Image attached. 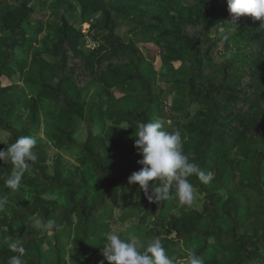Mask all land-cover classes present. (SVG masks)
Returning a JSON list of instances; mask_svg holds the SVG:
<instances>
[{
	"label": "trees",
	"instance_id": "1",
	"mask_svg": "<svg viewBox=\"0 0 264 264\" xmlns=\"http://www.w3.org/2000/svg\"><path fill=\"white\" fill-rule=\"evenodd\" d=\"M230 23L227 0H0V150L37 139L18 191L5 184L11 162L0 161V264L17 254L12 242L25 249L22 264H108L97 259L106 234L149 209L146 241L158 237L175 264L188 250L203 264H264V27L250 16ZM129 25L160 50V70L120 34ZM158 119L214 174L189 178L201 208L172 189L150 203L128 184L142 167L137 126ZM50 147L75 164L57 157L51 170ZM38 219L57 227L45 232Z\"/></svg>",
	"mask_w": 264,
	"mask_h": 264
},
{
	"label": "clouds",
	"instance_id": "2",
	"mask_svg": "<svg viewBox=\"0 0 264 264\" xmlns=\"http://www.w3.org/2000/svg\"><path fill=\"white\" fill-rule=\"evenodd\" d=\"M227 9L232 19L230 25H235L241 17L250 16L261 21V27H264V0H227ZM223 39L227 40L228 37L224 36ZM95 47L96 44L93 48ZM183 142L181 130H165L162 120L138 124L134 146L137 154L143 157L137 161L142 167L129 176L128 184L139 185L150 203L157 204L169 199L172 189L181 205H191L195 198V189L189 178L196 176L205 184L213 179L214 174L211 171L205 172L197 163L191 161L190 155L183 150ZM36 144L37 139L34 136H21L6 149L0 150V161L12 164L5 184L13 191L22 187L24 174L31 167L30 162L37 159L34 152ZM3 203L0 200V208ZM35 227L48 232L56 229L57 224L53 219H38ZM9 248L17 254L10 257L8 264H22L25 249L18 242L10 243ZM101 254L108 264H175V259L167 255L158 237L144 243L135 234L122 238L116 231L106 234ZM185 264H203V260L194 251L188 250Z\"/></svg>",
	"mask_w": 264,
	"mask_h": 264
},
{
	"label": "rangeland",
	"instance_id": "3",
	"mask_svg": "<svg viewBox=\"0 0 264 264\" xmlns=\"http://www.w3.org/2000/svg\"><path fill=\"white\" fill-rule=\"evenodd\" d=\"M44 13H46V17H49V10H42ZM146 21H149L148 19ZM89 26L88 25H84V29L87 32L88 31ZM120 34H122L125 39L129 40L130 36L134 38V40L138 43V45L140 46V49L142 50V52L144 53V55L151 59L154 57L155 60V66L157 70L161 69V60H160V50L157 49V47L152 43V41L150 40V37L146 36L145 33H143L141 31L140 28L134 27V26H122L120 29ZM88 40L90 41V46L93 45L95 46L94 42L92 41L91 38L87 37ZM131 40V39H130ZM148 42V43H146ZM179 66V65H178ZM162 88H163V99L166 101V104H168L169 106L171 105V96L169 94V90H168V85L164 82H162L161 84ZM94 131L97 133L99 131V128H97V126L94 127ZM37 135L39 137H41L42 139H44V141H46V132H45V127L44 125L42 126V129L37 131ZM87 135H88V127L86 126L85 121L81 122L79 127L77 128V134H76V139L80 142H84L87 139ZM4 135L0 136L1 140H6L4 139ZM57 157H61L63 162L66 165H71V164H75V156L73 155V153H68V152H59L54 150L52 147H50L49 150V167L51 168V170L54 168V163L55 160L57 159ZM50 170V172H51ZM202 199L203 196H201L199 193H197V191H195V198L193 200L192 206L194 208H201L202 206ZM150 211L151 209H149L147 211L146 214L144 215H139L136 218H131L126 222H122V221H118L113 225V231L118 232L120 235H123L124 238H127L128 235L130 234H135L138 237H140V239L142 240V242L147 243L146 241V234L150 231V229L153 227V223H154V217L150 215ZM125 212V209L122 205H120L118 207V209L116 210V216L119 218L123 213ZM149 241V240H148ZM51 243V242H50ZM104 257L102 256V254H100L97 259L101 260Z\"/></svg>",
	"mask_w": 264,
	"mask_h": 264
},
{
	"label": "built area",
	"instance_id": "4",
	"mask_svg": "<svg viewBox=\"0 0 264 264\" xmlns=\"http://www.w3.org/2000/svg\"><path fill=\"white\" fill-rule=\"evenodd\" d=\"M87 46H88L89 48H93L92 45L90 46V41H87Z\"/></svg>",
	"mask_w": 264,
	"mask_h": 264
}]
</instances>
